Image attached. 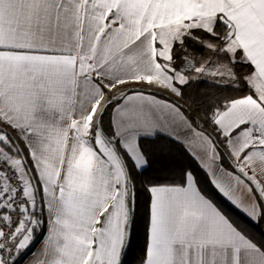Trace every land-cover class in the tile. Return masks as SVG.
<instances>
[{
	"label": "snow or ice",
	"instance_id": "snow-or-ice-1",
	"mask_svg": "<svg viewBox=\"0 0 264 264\" xmlns=\"http://www.w3.org/2000/svg\"><path fill=\"white\" fill-rule=\"evenodd\" d=\"M158 138L264 221V0H0V264H264Z\"/></svg>",
	"mask_w": 264,
	"mask_h": 264
},
{
	"label": "trees",
	"instance_id": "trees-1",
	"mask_svg": "<svg viewBox=\"0 0 264 264\" xmlns=\"http://www.w3.org/2000/svg\"><path fill=\"white\" fill-rule=\"evenodd\" d=\"M127 87H140L139 84L134 85H125L122 88H118L116 90V94H119V92L124 91ZM198 90L200 93L205 92H216L218 95L221 94H228V95H239V93H236L232 91L231 89H213L211 88L207 83H201V84H194L190 91H196ZM154 92H159V89H153ZM109 95H112V93H109ZM165 95H168L165 93ZM173 100H176V97H172ZM181 104H184L185 107H188V103L186 100H180ZM109 112H111V109H109ZM108 122V116L105 115V125L107 126ZM211 131V129H208ZM159 140V143H150L148 141H144L146 145L155 151L160 144H167L168 149L171 150V154L176 157L181 164L187 165L196 176V179L198 181V186L202 189V191L213 200L214 203L217 204L218 207H220L236 224L240 225L241 227H247L248 231L255 234L257 239H260L264 237V222L262 226L255 225L250 222L247 218H244V216H241L240 218L235 215V211L233 207L216 191L215 187L210 182V177L207 174V172L200 166L198 161L196 159H193L185 150L184 147L181 146V144L176 143L174 140ZM224 165L229 168V165L227 161L224 162ZM230 169V168H229ZM157 174L152 170L149 169L148 171L143 173V179L148 180L152 179ZM148 195L146 192L141 189L140 195H139V208H138V222L137 227L133 236V242L131 245V248L126 251V258L124 264H140V259L143 256V249L146 242V236H145V213H146V205H147ZM47 227H45L40 230L39 238L33 242L30 249L26 252V254L23 255V259L36 247V245L41 242L46 235ZM22 259V260H23ZM21 260V261H22ZM20 261V262H21Z\"/></svg>",
	"mask_w": 264,
	"mask_h": 264
},
{
	"label": "crops",
	"instance_id": "crops-1",
	"mask_svg": "<svg viewBox=\"0 0 264 264\" xmlns=\"http://www.w3.org/2000/svg\"><path fill=\"white\" fill-rule=\"evenodd\" d=\"M128 86H130V85H128ZM160 90V89H159ZM168 94V93H167ZM159 98H162V97H159ZM173 135L175 136V135H177V133H173ZM184 138V134L183 133H180V139H183ZM198 163L200 164V166L202 167V165H201V163L198 161ZM224 167L225 168H227L225 165H224ZM206 172H207V170L204 168V167H202ZM229 169V168H228ZM229 171H231V169H229ZM260 172V166H259V164H257V173H259ZM207 174H208V172H207ZM222 179H227L226 177H221ZM258 178H264V176H258ZM217 191V190H216ZM218 192V191H217ZM219 193V192H218ZM220 194V193H219ZM221 195V194H220ZM222 196V195H221ZM223 197V196H222ZM232 207H233V209H234V211H235V215L236 216H238L239 218L241 217V216H244V218H247L248 219V217L239 209V208H237L235 205H233L230 201H228L225 197H223ZM249 220V219H248ZM263 222L264 221H261L259 224H255V223H253L254 224V226L256 225H259V226H262L263 225ZM46 233H47V231H46ZM44 239V238H43ZM43 241V240H42ZM41 241V242H42ZM41 242H39L37 245H36V247L25 257V260L21 263L20 262V264H29V262L32 260V258H33V253H35V252H37V250L41 247Z\"/></svg>",
	"mask_w": 264,
	"mask_h": 264
},
{
	"label": "water",
	"instance_id": "water-1",
	"mask_svg": "<svg viewBox=\"0 0 264 264\" xmlns=\"http://www.w3.org/2000/svg\"><path fill=\"white\" fill-rule=\"evenodd\" d=\"M24 254H26V253H24ZM125 258H126V252H125L124 257H123L124 262H125Z\"/></svg>",
	"mask_w": 264,
	"mask_h": 264
},
{
	"label": "rangeland",
	"instance_id": "rangeland-1",
	"mask_svg": "<svg viewBox=\"0 0 264 264\" xmlns=\"http://www.w3.org/2000/svg\"><path fill=\"white\" fill-rule=\"evenodd\" d=\"M25 260V258L21 261V263Z\"/></svg>",
	"mask_w": 264,
	"mask_h": 264
}]
</instances>
